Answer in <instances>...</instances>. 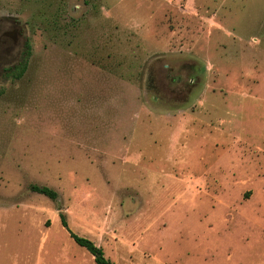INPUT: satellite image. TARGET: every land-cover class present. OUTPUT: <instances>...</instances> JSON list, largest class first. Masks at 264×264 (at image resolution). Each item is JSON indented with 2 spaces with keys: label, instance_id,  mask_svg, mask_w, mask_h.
Instances as JSON below:
<instances>
[{
  "label": "rangeland",
  "instance_id": "obj_1",
  "mask_svg": "<svg viewBox=\"0 0 264 264\" xmlns=\"http://www.w3.org/2000/svg\"><path fill=\"white\" fill-rule=\"evenodd\" d=\"M70 233L264 264V0H0V264H95Z\"/></svg>",
  "mask_w": 264,
  "mask_h": 264
},
{
  "label": "trees",
  "instance_id": "obj_2",
  "mask_svg": "<svg viewBox=\"0 0 264 264\" xmlns=\"http://www.w3.org/2000/svg\"><path fill=\"white\" fill-rule=\"evenodd\" d=\"M31 54L30 46L27 45L25 58L22 59L17 66L9 67L6 70V76L12 80H20L23 78L24 74L27 71L28 67V58ZM31 190L34 193L43 195L52 201L57 200V193L47 187H39L32 186ZM61 225L68 230V225L66 219L63 214L59 215ZM70 238L74 241V243L88 251V253L93 257V261L95 264H113V262L106 258L103 248L96 246L91 240L87 238L78 237L72 233H70Z\"/></svg>",
  "mask_w": 264,
  "mask_h": 264
},
{
  "label": "flooded vegetation",
  "instance_id": "obj_3",
  "mask_svg": "<svg viewBox=\"0 0 264 264\" xmlns=\"http://www.w3.org/2000/svg\"><path fill=\"white\" fill-rule=\"evenodd\" d=\"M191 86H192V85H191ZM189 90H190V89L188 88L187 91H186V93L189 92ZM186 93H185V94H186Z\"/></svg>",
  "mask_w": 264,
  "mask_h": 264
}]
</instances>
